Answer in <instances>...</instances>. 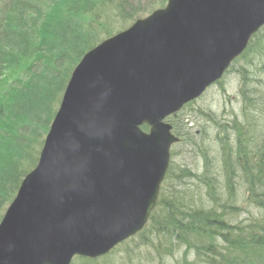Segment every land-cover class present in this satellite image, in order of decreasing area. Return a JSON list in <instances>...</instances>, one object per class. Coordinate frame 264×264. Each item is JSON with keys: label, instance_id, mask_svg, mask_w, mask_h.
<instances>
[{"label": "water", "instance_id": "95a60500", "mask_svg": "<svg viewBox=\"0 0 264 264\" xmlns=\"http://www.w3.org/2000/svg\"><path fill=\"white\" fill-rule=\"evenodd\" d=\"M164 6L71 71L37 164L1 217L0 264L97 258L140 231L176 141L163 120L219 79L264 25V0Z\"/></svg>", "mask_w": 264, "mask_h": 264}, {"label": "trees", "instance_id": "16d2710c", "mask_svg": "<svg viewBox=\"0 0 264 264\" xmlns=\"http://www.w3.org/2000/svg\"><path fill=\"white\" fill-rule=\"evenodd\" d=\"M42 1H30L31 10L26 13L22 3L26 6L27 0H12L18 17L9 16L7 29L12 19L17 20L16 35L23 50L19 57H7L10 62H6L8 41H0V71L5 63H15L17 69L24 65L16 79L0 87V218L20 181L36 166L71 68L83 55L74 54L68 46L54 52L52 41L72 38L76 23L95 31L94 40L86 46L90 48L101 35L117 29L114 19L130 21L157 8L154 0L144 7L139 0L135 6L129 0ZM32 12H37L36 18ZM248 46L235 69L238 85L234 79L228 84L235 94L221 92L212 101L217 107L209 103L195 112L201 120L197 135L193 138L185 131L187 124L174 121L185 143L195 146V160L189 166L170 162L148 225L107 255L98 259L77 256L72 264H140L142 253L146 261L158 264H264V32ZM69 56L74 60L66 69L64 61ZM39 62L45 63L47 72V63L56 62L59 79L48 85L56 92L46 117L39 120L38 129L29 130L26 123L39 113L30 107L37 108L38 100L47 94L36 87V81L44 82L40 72L32 71ZM8 71L9 67L4 77ZM29 132L32 139L27 137Z\"/></svg>", "mask_w": 264, "mask_h": 264}, {"label": "rangeland", "instance_id": "374dc122", "mask_svg": "<svg viewBox=\"0 0 264 264\" xmlns=\"http://www.w3.org/2000/svg\"><path fill=\"white\" fill-rule=\"evenodd\" d=\"M30 1H37V0H30ZM30 1L29 0H27V5L25 6V4L24 3H22L23 4V6L25 7L24 8V12H26V13H28L29 11L28 10H31V3H30ZM43 2L42 0H39V2ZM93 1V0H92ZM139 1H141L142 3L140 4V6L141 7H144L145 5H147L148 3H152L153 1L152 0H139ZM2 2H3V0H0V7H1V5H2ZM18 2H19V0H18ZM129 3L132 5V6H135V5H138V3H137V0H129ZM164 3H165V1H163V0H154V3H153V5H155L157 8H160V7H162L163 5H164ZM94 5H95V3H94ZM152 5V4H151ZM162 5V6H161ZM22 6V7H23ZM96 7H97V5H95ZM151 8H152V6H151ZM126 9V8H125ZM127 11L129 10L128 8L126 9ZM126 11V12H127ZM129 12V11H128ZM9 13H10V15L9 16H11V18H13L14 16H16V17H18V14L16 13V7H12V5H11V7H10V11H9ZM5 14L7 15V13L5 12ZM144 15H146V14H142L141 15V17L142 16H144ZM32 18H36V16H37V12H32ZM141 17H133L132 19H130V21H119V22H117L115 19H114V21H115V23H116V28L117 29H113L114 31L113 32H116V31H120L121 29H124V28H126V27H128V26H130V24L134 21V20H136V19H138V18H141ZM45 18V17H44ZM69 18H71V17H69ZM74 18V17H73ZM17 19V18H16ZM46 19V18H45ZM72 19V18H71ZM11 20V19H10ZM76 20H78V19H76ZM76 22H78V21H76ZM17 23V20H16V22L12 19L11 20V22H10V26L8 27V29H7V32H6V40L8 41V45L6 44V45H4V47L6 48V49H8L10 52H8L7 51V53L5 54V55H3V57L5 58H9V57H13V56H15L16 54V56L17 57H19V54L23 51V50H21L20 51V49H21V47H20V45H18L19 43H18V41L20 40L19 39V37L16 35V33H18V28L16 27V24ZM109 23V22H108ZM16 24V25H15ZM74 25H75V27L72 29V32H74L73 33V35H72V38H74V40L72 41V38H69V39H66V37L65 38H63V39H55V40H53L52 41V44H53V48H54V52H60V50H62V49H66L67 48V46L69 47V49L71 50V51H73L74 52V54H78V52H81V53H83V52H87L88 51V49H89V47H86V46H88V44L90 43L89 41L90 40H94V36H95V31H93V30H89V31H86L85 29H83V27H80V24H76V23H74ZM115 25V24H114ZM113 25V26H114ZM122 25H124V27H122ZM110 26V25H109ZM60 30V29H59ZM101 31V30H100ZM25 32H27L26 30H25ZM112 32V33H113ZM260 32H264V28L263 29H261L260 30ZM259 32V33H260ZM26 34H28V33H26ZM32 37H34V34H32L31 35ZM68 38V37H67ZM16 39V41H15V43L13 44V42H12V40H15ZM12 42V43H11ZM16 46L18 47V49H16ZM70 46L71 47H73L74 49H72V48H70ZM85 47H86V49H85ZM88 48V49H87ZM77 52V53H76ZM5 53V52H4ZM3 53V54H4ZM84 54V53H83ZM5 58V61L6 62H10L9 61V59L7 58L6 59ZM74 59H73V57H71V56H69L68 58H67V60L66 61H64V67L66 68V69H68V67H70L71 66V61H73ZM57 62V61H56ZM56 62L54 63V64H50L49 62L47 63V65H48V72L46 71V68H45V63H43L44 65H41L42 64V62H39L35 67H33L32 68V71L33 72H35L36 71V73H38V72H40V74H38L40 77H41V80H43L44 82H38V81H36L35 83H39V85H37L36 84V87L39 89V88H42V90H41V92H46L47 94L45 95V99H39L38 100V105H37V108L36 107H30V111H36V113L37 112H39V113H37V116L34 118V119H29L28 121H30V122H28V123H26V125H28V127H29V130L30 129H32L33 127H34V130H36V129H38L39 127H40V121H42V119L44 118V117H46V110H47V108H48V106H50V104H51V101L53 100V93H55L56 91H53L52 89H50L49 87H48V85L50 84V83H57V79H59V77H56L55 75H57V73H56V69L58 68V66L56 65ZM14 66V67H13ZM21 66V68H19V69H17L18 68V65L16 66V64L15 63H5V64H3V68H2V71H0V87H3V86H5L4 84L5 83H11V80H14V79H16L15 77H16V74H17V72L18 71H20L21 69H23L24 68V65H20ZM9 67V71H8V73H7V75L4 77V75H5V73H4V71H6V68H8ZM235 67H237V65L235 66ZM55 72V73H54ZM3 73V74H2ZM55 78V79H54ZM63 78V77H62ZM1 79H3V80H1ZM51 79H53V81H49V80H51ZM230 79H234V81H235V83H236V85H238V76L237 75H233ZM31 83H33L34 84V81L33 82H31ZM50 86H52V85H50ZM44 87V88H43ZM28 89V88H27ZM227 92H226V94L227 95H231V93L232 94H235V90H234V88L232 89V87H231V84L229 85V86H227ZM43 93H42V95H43ZM45 94V93H44ZM38 95V94H37ZM41 96V95H40ZM209 100H211L210 99V96L208 97V96H203V99L201 100V101H199V103L197 104V105H195V107H199V106H203L204 105V107H205V105L206 106H208V102H209ZM212 104H214V103H212ZM215 105V104H214ZM216 106V105H215ZM217 107V106H216ZM192 115L194 116L193 118H196L195 119V122L196 123H194V124H189L188 126H190L189 127V130H187L188 132H190V136H192L193 138L197 135V133H198V129L200 128V126H201V120L199 119V118H197L196 116H195V114H193L192 113ZM34 120H36V121H34ZM40 120V121H39ZM188 124V123H187ZM27 131V130H26ZM27 137L29 138V139H32V133L31 132H29L28 134H27ZM187 138H189V137H187ZM185 139V138H184ZM190 143L191 142H187V143H179V145H174V148H173V151L175 152V155L174 156H172V158H171V162L172 163H175V164H180V163H182V162H185L188 166H189V164H191V162H193L195 159L193 158L194 156H193V154H194V150H195V146H193V144L192 145H190ZM193 143V142H192ZM192 166H193V164H192ZM140 262V264H158V261L156 260L155 261V263L153 262V260H152V262H148V261H146V256H144V254L142 253L141 254V260L139 261ZM127 264H129V263H127ZM130 264H134L133 262L132 263H130Z\"/></svg>", "mask_w": 264, "mask_h": 264}]
</instances>
